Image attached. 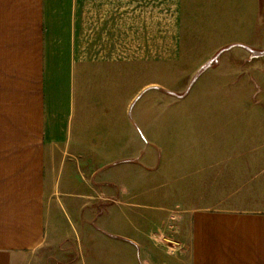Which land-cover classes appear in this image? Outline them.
I'll list each match as a JSON object with an SVG mask.
<instances>
[{"label":"crops","instance_id":"obj_1","mask_svg":"<svg viewBox=\"0 0 264 264\" xmlns=\"http://www.w3.org/2000/svg\"><path fill=\"white\" fill-rule=\"evenodd\" d=\"M181 4L0 0V264H74L83 232L97 264H264V148L211 149L184 208L150 202L163 150L127 112L162 88L121 91L187 54Z\"/></svg>","mask_w":264,"mask_h":264},{"label":"rangeland","instance_id":"obj_2","mask_svg":"<svg viewBox=\"0 0 264 264\" xmlns=\"http://www.w3.org/2000/svg\"><path fill=\"white\" fill-rule=\"evenodd\" d=\"M189 1L181 4L187 54L154 62L145 75L137 70L136 81L121 91L124 100L136 84L161 85L134 100L127 118L163 150L150 202L157 205L162 200L156 195L168 193L163 203L177 210L190 202L178 190L188 189L197 176L190 163L196 157L209 159L216 147L219 157L264 148V0ZM217 44L218 53L207 58ZM114 218L113 233H128L127 220ZM76 225L88 231L92 226ZM82 237L84 256L74 264H83L82 258L97 264V240L87 232Z\"/></svg>","mask_w":264,"mask_h":264}]
</instances>
